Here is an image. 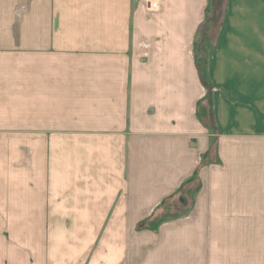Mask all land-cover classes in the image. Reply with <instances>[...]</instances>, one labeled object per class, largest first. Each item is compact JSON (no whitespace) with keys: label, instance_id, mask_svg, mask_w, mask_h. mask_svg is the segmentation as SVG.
<instances>
[{"label":"crops","instance_id":"obj_1","mask_svg":"<svg viewBox=\"0 0 264 264\" xmlns=\"http://www.w3.org/2000/svg\"><path fill=\"white\" fill-rule=\"evenodd\" d=\"M0 264H264V0H0Z\"/></svg>","mask_w":264,"mask_h":264},{"label":"built area","instance_id":"obj_2","mask_svg":"<svg viewBox=\"0 0 264 264\" xmlns=\"http://www.w3.org/2000/svg\"><path fill=\"white\" fill-rule=\"evenodd\" d=\"M140 2H143L150 12H156L160 10L164 0H138Z\"/></svg>","mask_w":264,"mask_h":264},{"label":"rangeland","instance_id":"obj_3","mask_svg":"<svg viewBox=\"0 0 264 264\" xmlns=\"http://www.w3.org/2000/svg\"><path fill=\"white\" fill-rule=\"evenodd\" d=\"M206 53H207V52L202 51V52L200 53V55L198 56L199 60H205L206 57H207Z\"/></svg>","mask_w":264,"mask_h":264},{"label":"trees","instance_id":"obj_4","mask_svg":"<svg viewBox=\"0 0 264 264\" xmlns=\"http://www.w3.org/2000/svg\"><path fill=\"white\" fill-rule=\"evenodd\" d=\"M199 70H200L201 75L203 76L204 72H205V65L203 66V65L199 64Z\"/></svg>","mask_w":264,"mask_h":264}]
</instances>
